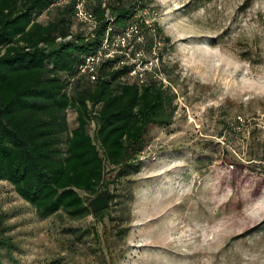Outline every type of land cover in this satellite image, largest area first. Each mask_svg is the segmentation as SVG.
Wrapping results in <instances>:
<instances>
[{
	"label": "rangeland",
	"instance_id": "obj_1",
	"mask_svg": "<svg viewBox=\"0 0 264 264\" xmlns=\"http://www.w3.org/2000/svg\"><path fill=\"white\" fill-rule=\"evenodd\" d=\"M146 4L173 123L149 129L101 221L41 219L0 182L3 264H264V0Z\"/></svg>",
	"mask_w": 264,
	"mask_h": 264
},
{
	"label": "trees",
	"instance_id": "obj_2",
	"mask_svg": "<svg viewBox=\"0 0 264 264\" xmlns=\"http://www.w3.org/2000/svg\"><path fill=\"white\" fill-rule=\"evenodd\" d=\"M146 3L87 0L95 26L86 32V25L75 23L73 3L0 0V182L41 219L64 213L72 220H103L108 208L92 213L88 198L138 174L149 129L173 123V90L151 80L138 84L128 76L130 66H117V59L103 62L94 82L78 75L109 26V36L121 34L138 22ZM140 26L155 36L161 31ZM68 111L75 113L73 128ZM2 232L0 227V264L1 252L14 249Z\"/></svg>",
	"mask_w": 264,
	"mask_h": 264
},
{
	"label": "built area",
	"instance_id": "obj_3",
	"mask_svg": "<svg viewBox=\"0 0 264 264\" xmlns=\"http://www.w3.org/2000/svg\"><path fill=\"white\" fill-rule=\"evenodd\" d=\"M105 2L106 0H99ZM87 0H56V6H63L68 3L74 4V20L77 25H86L93 29L95 23L90 12L86 9ZM145 9H141L136 14L137 23L128 25L121 34L110 35L112 28L109 26L105 38L99 49L84 58L78 67V75L84 76L90 82L96 80L97 71L100 65L108 60L117 59V66H130L128 76L138 84H143L147 80L157 82L163 88L173 87L167 81L162 71V60L160 49L162 47L160 39L151 30L152 39L147 41V35L140 26L141 22L148 24L143 18ZM108 20L112 18L106 13ZM70 36L58 42L70 40Z\"/></svg>",
	"mask_w": 264,
	"mask_h": 264
},
{
	"label": "water",
	"instance_id": "obj_4",
	"mask_svg": "<svg viewBox=\"0 0 264 264\" xmlns=\"http://www.w3.org/2000/svg\"><path fill=\"white\" fill-rule=\"evenodd\" d=\"M0 123H3L0 109ZM92 213L100 212L109 207V193L107 190H100L93 198L87 202Z\"/></svg>",
	"mask_w": 264,
	"mask_h": 264
}]
</instances>
